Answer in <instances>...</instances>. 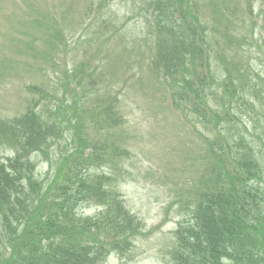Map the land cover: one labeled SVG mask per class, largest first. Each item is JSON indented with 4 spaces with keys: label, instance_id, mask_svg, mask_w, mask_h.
Returning a JSON list of instances; mask_svg holds the SVG:
<instances>
[{
    "label": "trees",
    "instance_id": "16d2710c",
    "mask_svg": "<svg viewBox=\"0 0 264 264\" xmlns=\"http://www.w3.org/2000/svg\"><path fill=\"white\" fill-rule=\"evenodd\" d=\"M144 1L152 8V71L201 139L197 179L188 180L179 189L184 196L176 192L169 204L182 214L168 256L173 264H264V140L243 121L264 112V80L253 62L264 46L254 38L257 29L264 39V0L257 13L248 3L246 14L227 7L220 15L215 33L221 39L212 33L222 58L219 78L211 73L212 49L197 1ZM52 38L62 41V33ZM62 47L66 55L69 49ZM107 65V57L100 59L87 73L79 61L68 72L62 61L60 84L34 101L47 113L31 110L10 126L18 131L10 139L16 151L0 158V264H100L112 253L124 256L139 236L140 223L117 189L127 176L124 160L137 148L136 127L109 85L87 88ZM254 71L253 84L247 75ZM250 93L254 102L246 99ZM92 94L100 101L91 102ZM59 139L68 142L64 154H56L51 181H41L27 156L37 151L51 165L49 150ZM88 206L100 212L77 215Z\"/></svg>",
    "mask_w": 264,
    "mask_h": 264
},
{
    "label": "rangeland",
    "instance_id": "374dc122",
    "mask_svg": "<svg viewBox=\"0 0 264 264\" xmlns=\"http://www.w3.org/2000/svg\"><path fill=\"white\" fill-rule=\"evenodd\" d=\"M35 2V10L36 12L41 13H49L52 9H47V5L50 3V0H33ZM55 4V8L58 9L61 13L62 10L65 9V4L70 5V18L68 17L67 26L75 27L80 23H88V18L90 12L93 10L96 1H102V6H104V0H53ZM202 7V21L208 29V33L216 25L215 17L211 15V9L208 6L210 1L217 2L218 0H198ZM223 3H233L230 0H224ZM241 3V1H240ZM235 6L239 5V0H234ZM15 5V7H14ZM26 4L21 2L20 0H0V8L4 9L5 16L8 17V20L2 16H0V25H5L6 22L9 21L10 16L13 20H18L21 15L31 14L32 11L27 9ZM261 2L256 3L257 9L260 7ZM142 3L140 0H108L107 5L100 12V16L102 17H119L121 21L126 20V16L128 15L131 18L132 24L129 31L128 37H136L139 34L138 26L134 25L136 21V11L138 12ZM91 17V16H90ZM110 22H113L110 20ZM249 22H246V26H248ZM8 25V23H7ZM9 26V25H8ZM243 31L242 33H245ZM13 36V34H12ZM28 37L33 38L38 41L40 44L37 45L42 48L44 51L49 50V46L46 44L45 35L36 36L33 33L26 35ZM254 38H260L259 44L264 45V39L262 35L256 29ZM3 36H0V45L5 44L2 41ZM8 39V38H7ZM31 39L26 38L23 41L30 42ZM75 39H71L70 42H74ZM94 46H88V51L86 52V56L91 61L93 59V66H97L94 58H96V54L98 53L99 41L95 40ZM117 42H114V46H116ZM21 45V44H20ZM9 44L5 46L6 51L0 54V57L3 55L8 56L9 58L15 56L14 53L8 49ZM17 47V45H16ZM96 47V48H95ZM73 48V46H72ZM213 58H216V51L212 52ZM70 55V54H69ZM260 59L253 60L255 71L260 74V76H264V46L262 47V52H258ZM70 59L71 55H70ZM140 59V56L137 57ZM3 58H0L2 61ZM136 61V57H133V62ZM72 60L69 61L71 63ZM127 63L126 57L123 55L115 54L111 58V64L107 68V73L112 77H119L121 74L125 72V65ZM2 64H0L1 67ZM1 70V69H0ZM10 71V75L0 76V122H8L12 120L14 117L19 116L27 107L29 102V97H33L32 94H29L26 91L28 89V85L36 84L40 77L38 76V72H34L35 80H31L30 77L27 78L26 75L21 73H16L14 71ZM255 71L248 76L252 83L257 80L255 77ZM37 80V81H36ZM150 82V83H149ZM148 80L141 84H136L128 93V96L133 100L140 103V106H143L146 110L147 108L154 107L153 110L149 111V114H145L141 116L142 122L140 123L139 131L140 135L147 137V134L153 132L157 127H165L166 134L168 135H157L155 138L150 141H145V148L142 154V157L139 161H135L133 167L131 168V172L133 175L134 181H128L124 184H120L119 191L121 192L123 199L126 203V207L131 210V212L136 215L145 226L144 231H148L151 228H154L156 233L152 237L141 240L137 242L135 256L145 255L147 253L157 254V257H153V255L142 256L140 258L135 259L133 262H121L119 259L115 257H110L105 264H168L167 261L162 258V252L164 253L163 247L168 237H170V233L176 228L175 218H178L179 214H175V208L170 209L168 213L164 211L165 205H169L171 200L168 199L170 193L175 195L176 192L181 194L179 189L181 188V184L183 179H180L178 175H190L192 172L191 158L193 155L190 153L194 151L193 145L195 140H193L188 134V129L184 125V122L168 112L164 110V105H160L161 111L156 109L155 106V98H157V102L159 103L160 97H162V93H160V88L150 80L149 76ZM117 83V82H116ZM151 84V85H150ZM97 87H104L102 83H94L91 87V91H93ZM116 87L115 83H112L110 91ZM115 93V91H113ZM111 93V95L113 94ZM147 93V96H145ZM103 94V93H101ZM97 94H92L90 97L91 102H99L100 99L96 96ZM124 107H130L125 99ZM162 112L165 118H155L153 112ZM137 116L138 113L135 112ZM156 120L159 125H156L154 122ZM133 121V120H132ZM183 122V123H182ZM264 123V118L261 120ZM138 123V122H136ZM182 123V126L179 124ZM163 130V129H162ZM190 134H192L189 131ZM193 135V134H192ZM194 136V135H193ZM170 137V138H169ZM59 150H63V144L61 145L60 140L58 141L57 148ZM57 150V149H54ZM1 151V149H0ZM195 167V166H194ZM36 174L40 178H44L45 180H49V177H52V171L49 172L48 167L45 163H39L37 166ZM185 179V178H184ZM163 183L167 185L163 186ZM96 211L94 210H85L83 213L84 216H94ZM167 216V217H166ZM167 219L168 222L162 224L159 228L157 226L161 224L164 219Z\"/></svg>",
    "mask_w": 264,
    "mask_h": 264
}]
</instances>
